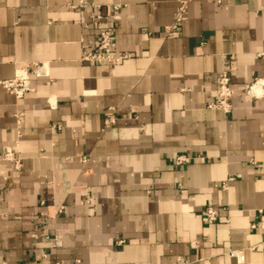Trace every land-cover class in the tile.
I'll return each mask as SVG.
<instances>
[{
    "label": "crops",
    "instance_id": "1",
    "mask_svg": "<svg viewBox=\"0 0 264 264\" xmlns=\"http://www.w3.org/2000/svg\"><path fill=\"white\" fill-rule=\"evenodd\" d=\"M114 5L128 58L81 61ZM222 71L227 114L207 109ZM18 76L21 98L0 86L18 162H0V264H264V0H0V83Z\"/></svg>",
    "mask_w": 264,
    "mask_h": 264
},
{
    "label": "built area",
    "instance_id": "2",
    "mask_svg": "<svg viewBox=\"0 0 264 264\" xmlns=\"http://www.w3.org/2000/svg\"><path fill=\"white\" fill-rule=\"evenodd\" d=\"M106 9L108 10V14L105 17H90V20L96 29V35L94 41H90L88 45L84 47V52L81 57V61L88 64H120V62L128 58V55L126 54L114 56L111 53L114 33L108 25L109 22L116 20L117 12L120 9V6H106ZM186 11L187 1H178V7L173 23L170 26L164 28V35L166 37H172L178 32L186 15ZM85 28L87 29V26ZM256 85H258L261 90L260 98L264 99V81H256L254 86ZM0 86L8 93L15 95L17 98H21L25 92L29 91L27 79L20 76L16 77L14 80L0 83ZM253 87L250 89V92H252ZM216 93L215 100L207 106V109L212 111H221L225 114L230 113L232 108L231 101L235 95V91L231 87L230 77L227 71H222L218 76ZM252 96L256 98L255 95L252 94ZM114 122L115 120L113 118L108 117L104 120V127L109 128L114 124ZM3 159L9 162L16 161L12 158L11 150L5 152ZM3 159L0 158V162L3 161ZM191 162L192 158L190 156L180 155L174 159L173 164L175 167L182 168ZM16 165H18L17 161L15 163V166ZM223 189L226 190L225 185H223ZM223 210L224 209L212 207L208 208L204 214L206 222L209 225L216 223L220 219L221 212ZM258 215L264 217V211H258ZM250 228L252 230H264V222L259 223L254 221L250 225ZM229 256L231 258L242 260V256H238L236 252H230Z\"/></svg>",
    "mask_w": 264,
    "mask_h": 264
},
{
    "label": "bare ground",
    "instance_id": "3",
    "mask_svg": "<svg viewBox=\"0 0 264 264\" xmlns=\"http://www.w3.org/2000/svg\"><path fill=\"white\" fill-rule=\"evenodd\" d=\"M261 91V90H260Z\"/></svg>",
    "mask_w": 264,
    "mask_h": 264
}]
</instances>
